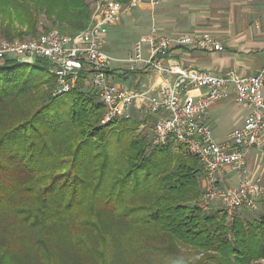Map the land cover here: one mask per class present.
<instances>
[{"label":"trees","instance_id":"16d2710c","mask_svg":"<svg viewBox=\"0 0 264 264\" xmlns=\"http://www.w3.org/2000/svg\"><path fill=\"white\" fill-rule=\"evenodd\" d=\"M90 15L87 0H0V39L74 36ZM86 77L55 95L46 60L0 62V264H264V215L226 223L195 207L198 158L148 151L136 119L100 125Z\"/></svg>","mask_w":264,"mask_h":264},{"label":"built area","instance_id":"2783aa9c","mask_svg":"<svg viewBox=\"0 0 264 264\" xmlns=\"http://www.w3.org/2000/svg\"><path fill=\"white\" fill-rule=\"evenodd\" d=\"M160 0H92L87 27L74 36L51 30L36 38L0 42V62L9 57L30 61L44 59L56 77L55 95L68 92L82 71L86 84L97 91L103 105L100 125L116 119H130L132 112L156 116L152 124L151 145L172 142L197 157L202 167L206 189L198 207L210 212L219 204L228 221L240 209L255 211L264 199V176L256 180L241 178L246 156L256 150L264 154V66L255 75L242 76L233 70L221 76L196 69H184L166 60L173 48L187 47L200 52H221L223 47L208 33H157L132 44L124 58H114L105 51V37L121 16L142 5L157 6ZM148 56H143V48ZM167 76L155 96L115 87L111 83V65ZM133 71V70H132ZM170 78V79H169ZM233 94L234 101L249 110L243 124L228 133L222 141L212 136L206 116L217 103ZM234 171L236 189H220L217 175Z\"/></svg>","mask_w":264,"mask_h":264},{"label":"crops","instance_id":"0c3cea01","mask_svg":"<svg viewBox=\"0 0 264 264\" xmlns=\"http://www.w3.org/2000/svg\"><path fill=\"white\" fill-rule=\"evenodd\" d=\"M123 16H126V20L122 19ZM123 16L115 26L110 28H115V31L123 29V31L136 32L138 30L139 35L134 37V42L141 40L144 43L155 29L160 34L208 33L223 47L221 52H200L187 47L171 49L166 60L184 69L205 71L215 76H221L224 72L233 70L238 75L249 76L257 74L264 66V0H160L157 6L142 5ZM115 31L107 32L104 48L112 57L124 58L129 53L130 45L124 48L126 50L129 48L127 52L122 55L116 54L115 50L118 51L120 48L117 49L118 43L115 42V37L113 38ZM142 54L145 57L148 56L145 47ZM132 70L115 66V64L111 65L109 75L113 86L155 96L167 78L155 72L139 71L137 66H134ZM116 79L119 82L115 83ZM262 95L264 96V86ZM229 101L233 103H229L228 111L234 115L233 126H236L234 129L243 124L249 110L242 105H237L233 94H230L227 100L215 104L209 110L206 116V123L209 126L210 124L216 126L223 120L222 117L226 113L223 112L224 115L221 114L217 118H214V114ZM137 116L141 118L139 112ZM150 116L154 121L157 118L154 115H148ZM231 131L233 129L228 133ZM233 173L235 172L223 170L217 175L220 189L237 188L238 177L236 173L233 177ZM261 176H264V154L252 150L245 158L241 178L256 180ZM216 205L213 203L215 211L219 209V204Z\"/></svg>","mask_w":264,"mask_h":264},{"label":"rangeland","instance_id":"374dc122","mask_svg":"<svg viewBox=\"0 0 264 264\" xmlns=\"http://www.w3.org/2000/svg\"><path fill=\"white\" fill-rule=\"evenodd\" d=\"M91 1L92 0H87L89 6L91 5ZM122 19L126 20V16H123ZM44 22H45V25H47L46 21H44ZM53 30L56 31L57 29H53ZM109 30L110 31H112V30L115 31V28L114 29L110 28ZM109 30H108V32H110ZM42 31H43V29L39 28V32L41 33ZM137 35H139L138 30H136V32H135V31H123V29H120V30L117 29L115 31V34H114L113 38L115 37V42L118 43L117 49L118 48H120V49H118V51L115 50L116 54H121L122 55V53L127 52V50L129 48L127 50L124 49V48H126L128 45H130L129 47L131 49L132 44L134 43V39H135L134 37H136ZM67 36H69V35H67ZM33 38H35V37H33ZM33 38L30 37V36H26L23 39L15 38L12 41H5V40L0 39V42H13L15 40L23 41V40L33 39ZM105 51H106V49H105ZM106 52L109 53L108 51H106ZM128 81H130V80H128ZM117 82H119V81L116 79L115 83H117ZM229 103H231V102L230 101L227 102V104L223 108L219 109L214 114V118H217L218 116L223 114V112H224V114L226 113V115L222 117L223 120H221V122L217 123L216 126H213V125L210 124V128H211V131H212V136L215 138L216 141H222L228 135L227 134L228 131H230L232 129L234 130V128L236 127V126H233L234 125V121H233L234 115L232 114L231 111H228L229 110ZM231 104H233V103H231ZM236 107H232V108L236 109ZM230 110H232V109H230ZM139 113L141 115V118H139L137 116V114H134V112H132L133 116H131V119H134V120L136 119L137 121L142 123L141 124L142 127L139 128V131L143 135H145L147 137L148 141H151V130H152V124L154 122V119H152L151 116L148 117V115H145V113L142 112V111H140ZM178 148H179L178 146H175L173 144V152H177L179 150ZM152 149L153 148L151 147V143H150V145L148 147V151H151ZM232 176L234 177L235 173H233ZM198 177H199L198 181H199V186H200V197H199V199H200L202 197V195L204 194V191L206 189V185H205V180H204V174L202 173V175L198 176ZM199 199L194 204V206L197 207V208H199L198 207ZM216 206H218V205H216ZM199 209L201 211H203L201 208H199ZM214 209H215V207H212V210L210 212L211 213L215 212ZM203 212L204 213H209V212H205V211H203ZM243 214H245L244 217H243ZM262 215H264V200L263 201L261 200V202L258 203V208L255 211H248L246 209H240L235 216H240L244 220H255V219H259V217L262 216ZM225 222L229 223L230 221H228L226 219ZM178 248H179V251L182 253L183 257L188 259V260H194L196 257L202 256V254H203V253H201L199 251H194L191 248H189L187 246H184V245H179L178 244ZM120 249H121L120 247H117L115 249L116 253L119 252V254H121ZM124 256H125V253L122 252V254L120 256V260H121L122 263H123V259H125ZM125 263H126V261H125ZM69 264H79V262L78 261H71V262H69Z\"/></svg>","mask_w":264,"mask_h":264},{"label":"bare ground","instance_id":"6f19581e","mask_svg":"<svg viewBox=\"0 0 264 264\" xmlns=\"http://www.w3.org/2000/svg\"><path fill=\"white\" fill-rule=\"evenodd\" d=\"M128 2V1H127ZM125 3V2H124Z\"/></svg>","mask_w":264,"mask_h":264}]
</instances>
